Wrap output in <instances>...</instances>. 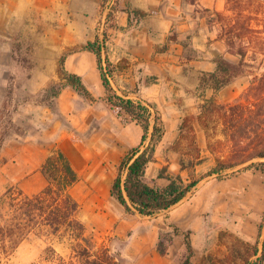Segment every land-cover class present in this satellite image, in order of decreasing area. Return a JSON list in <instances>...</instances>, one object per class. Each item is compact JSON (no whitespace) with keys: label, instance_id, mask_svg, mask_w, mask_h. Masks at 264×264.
Wrapping results in <instances>:
<instances>
[{"label":"rangeland","instance_id":"rangeland-1","mask_svg":"<svg viewBox=\"0 0 264 264\" xmlns=\"http://www.w3.org/2000/svg\"><path fill=\"white\" fill-rule=\"evenodd\" d=\"M231 6L239 13H235ZM253 8H258V22L264 24V0H99L92 1L91 5H82L77 1L75 45L98 37L105 44L103 57L104 54L107 55L114 63L121 60L124 66L113 71L110 78L117 93H125L135 100L144 93L145 100L155 104L160 110L166 131L155 152L156 162H150L145 171V180L151 185L166 183V179L156 177L163 164L168 166L169 172L187 177L186 171L179 169V153L169 148L176 137L177 125L182 116L196 114L199 104L210 98L217 104L240 102L249 105L255 102V94L264 88L263 78L258 84V90L249 89L253 76L264 77L262 54L258 50L249 49L244 63L239 64L238 57L230 53L224 41L218 37L221 23L207 20L215 19L214 12L218 11L225 15L226 20L239 18L245 22L248 14H255L251 12L255 10ZM121 21L123 25H119ZM26 25H23L25 30L21 29L20 34L15 36L17 40L13 43L21 79L27 77L28 70L33 66L27 41L32 33H26ZM142 27L143 34L139 30ZM4 31L3 24H0L1 40L4 38ZM137 35L139 38L149 36L152 44V55L146 62H141L139 67L147 73L141 76L139 84L118 88L119 71L127 69L133 62L120 55L119 42L132 43V37ZM90 54L91 63L87 57L80 61L86 66H92L91 73H98L95 55L93 52ZM118 56L121 57L116 60ZM219 59L234 64L235 72L234 75L227 76L229 80L225 85L214 90L208 72L215 71L216 61ZM224 66L231 69L228 65ZM133 73H137L136 69H133ZM60 82V78L54 81V86L47 89L45 99L53 96L52 91ZM0 90L1 94L5 92L4 87ZM89 90L91 94L101 98L99 102L102 105L106 103L101 83L90 86ZM107 108L109 115L113 114L114 117L110 115L112 120L109 124L120 127L123 132L120 138H123L125 144L133 143L132 146H136L140 141V127L134 121L126 119L124 114L118 116L108 105ZM8 114V108L3 103L0 106V130L8 129L0 149V193L8 186H13L28 195H34L45 186L46 180L44 178L38 191H27L25 188V185L36 188L40 183L35 175L29 176V168H19L21 156L23 158L27 155V151L22 148L26 123L18 120L16 125ZM194 126L198 145L204 156V160L195 167L197 174L201 175L214 164V158L206 148L202 128L196 122ZM214 130L218 133L220 127L217 126ZM120 159L114 163L109 159L103 162L104 172L108 176L106 181L97 182L94 186L89 182H79L69 189L79 204L78 216L85 224L86 234L93 240L94 253L106 246L122 264H145L140 256L150 259L153 253L158 254L155 243L158 234L164 230L173 237L165 258L170 259L173 264H179L184 256L183 236L175 234L168 226L170 223L183 230L188 229L190 224L195 229H200L198 232L201 235H194V244L198 249L195 260L207 250L217 248V232L222 228L243 238L255 239L257 224L264 209V170L241 165L238 171L227 170L223 178L213 175L202 178L183 203L193 214L195 223L192 224L176 218L174 212L178 214V210L168 213L160 211L150 217L120 209V205L108 194ZM27 178L31 180L23 182ZM94 197L102 201V207L93 205L95 199L91 198ZM73 242L68 235L51 234L45 227L34 228L10 255L2 257L0 264H84L83 256L74 250Z\"/></svg>","mask_w":264,"mask_h":264},{"label":"trees","instance_id":"trees-1","mask_svg":"<svg viewBox=\"0 0 264 264\" xmlns=\"http://www.w3.org/2000/svg\"><path fill=\"white\" fill-rule=\"evenodd\" d=\"M231 9L239 13L234 6ZM253 9L251 12L255 14H248L245 22L239 18L226 20L225 15L218 11L214 12L215 19H207L221 23L218 37L224 41L228 51L238 57L239 64L244 63L249 49L258 50L264 59V24L258 22V8ZM103 49L105 44L98 37L68 47L57 61V75L61 82L52 95L56 96L62 86L69 85L88 100H94L81 77L68 72L63 66L65 54L69 52H93L109 109L118 116L124 114L126 119L134 121L141 128L139 143L121 157L109 187V194L125 211L153 215L178 203L206 176L223 178L227 170L238 171L241 165L264 170V88H261L255 94V102L249 105L240 102L217 104L210 98L199 104L196 114L182 116L177 125V135L169 148L179 153V169L186 171L187 177L171 173L167 165H162L156 177L166 179V183H148L145 171L150 162L156 161V148L165 133L164 121L155 104L117 93L110 78L113 71L124 66L121 60L114 63L107 55L103 57ZM234 68L235 65L225 59L217 60L215 71L208 72L212 79L211 87L217 90L225 85L229 80L227 76L234 75ZM263 78L253 76L249 89L258 90ZM194 122L202 128L206 148L214 158V164L201 175L197 174L195 167L204 160V156L198 145ZM217 126L220 127L218 133L214 130ZM7 129L0 130V149ZM39 169L46 184L38 193L28 195L13 186L0 193V261L3 256L10 255L34 228L45 227L51 234H65L72 238L74 250L83 256L84 264H122L106 246L93 252V240L86 234L85 224L78 216L79 204L69 192V188L79 180V175L67 155L61 149L54 148L46 155ZM168 226L175 234L183 236L184 256L179 264H264V209L254 240L222 228L217 232V248L207 250L197 260L194 259L196 253L191 243V231L171 223ZM172 240L171 233L161 231L155 249L159 254H166Z\"/></svg>","mask_w":264,"mask_h":264},{"label":"crops","instance_id":"crops-1","mask_svg":"<svg viewBox=\"0 0 264 264\" xmlns=\"http://www.w3.org/2000/svg\"><path fill=\"white\" fill-rule=\"evenodd\" d=\"M77 1L82 5H91L92 1L99 0H0V24H3L5 29L4 38L0 39V89L3 87L5 89L2 94L0 90V106L3 103L6 104L8 116L16 125L18 120L26 123L22 148L27 151V155L23 158L21 156L20 161L17 162L19 168H29V176L35 175L40 183L36 188L25 185L27 191L41 189L44 177L39 169L40 164L45 155L54 148L61 149L67 155L79 175V180L71 186L73 187L79 182H89L94 186L98 184L97 182L106 181L108 176L104 172L103 162L106 159L113 163L117 162L133 145V143L125 144L123 138H120L123 135L120 127L109 124L113 114H110L112 116L110 117L107 103L104 102L102 105L99 102L101 98L92 94L94 100H88L71 86L64 85L56 96L45 99L47 89L59 78L57 56L77 43L75 33ZM25 24H27L26 33H32L27 37L30 41H27L30 45L29 57L33 66L28 70L27 77L21 79L19 65L14 56L16 47L13 43L17 40L15 36L20 34L21 29L25 30L23 28ZM119 25H123V22L121 21ZM139 30L143 34L144 27ZM132 39V43L119 42L120 55L128 57L133 62L127 69L119 71L118 88L139 84L141 76L147 73L145 69L139 68L140 64L146 62L145 60H148L153 52L149 36L144 35L139 38L137 35ZM143 50H145L144 53ZM90 53L88 50L72 51L67 53L63 60L64 69L78 74L88 90L90 86L95 84L98 86L101 83L99 72L91 73L92 66L90 64L86 66L80 61L87 57L91 63ZM121 56L116 57V60ZM135 60L138 62L135 63ZM133 69H136L137 73H133ZM137 98L145 100L146 96L142 93ZM30 180L31 178L23 179V182ZM188 195L162 212L178 210V214L174 212L176 218L195 223L191 210L183 204ZM109 196L112 197L110 194ZM91 199H95L94 206L102 207V201L99 198ZM118 207L123 209L121 205ZM133 212L136 211L131 213ZM188 229L192 230H190L191 243L197 254L194 235H201L198 232L200 229H195L191 224ZM166 254L153 253L150 259L144 256L140 258L145 264H173L170 259L165 258Z\"/></svg>","mask_w":264,"mask_h":264}]
</instances>
